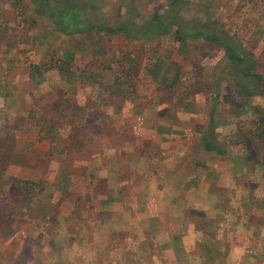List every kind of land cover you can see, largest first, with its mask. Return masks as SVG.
I'll return each instance as SVG.
<instances>
[{"label": "rangeland", "instance_id": "rangeland-1", "mask_svg": "<svg viewBox=\"0 0 264 264\" xmlns=\"http://www.w3.org/2000/svg\"><path fill=\"white\" fill-rule=\"evenodd\" d=\"M168 2L98 0V18L117 24L131 11L143 21ZM178 9L183 20L200 26L219 22L254 55L264 74V0H184ZM230 79L220 47L203 38L179 41L176 27L152 41L101 32L66 35L36 13L32 0H0V83L6 88L0 107V264H60L65 258L52 247L37 246L21 208L48 204L50 193L60 210L62 173L67 167L85 169V158L95 151L86 146L97 148L98 137L124 155L195 158L198 171L213 176L217 192L225 194L212 225L221 223L222 209L230 210L231 233L240 222L264 228V129L258 126L264 96L241 106ZM37 141L50 146L37 150ZM206 141L226 153L206 150ZM49 158L56 166L53 181L16 177L19 166L34 160L46 173ZM233 182L239 191L226 192ZM208 201L202 198L197 205ZM37 226L33 233L42 230ZM226 230L210 234L222 238ZM210 244L207 260L218 254ZM254 246L262 248L256 264H264V243Z\"/></svg>", "mask_w": 264, "mask_h": 264}, {"label": "crops", "instance_id": "crops-1", "mask_svg": "<svg viewBox=\"0 0 264 264\" xmlns=\"http://www.w3.org/2000/svg\"><path fill=\"white\" fill-rule=\"evenodd\" d=\"M4 88L0 83V107L5 103ZM97 139V148L86 147L100 154L96 156L94 151V157L85 158L86 164L85 160L81 163L85 169L67 167L62 173L65 188L56 195L62 201L60 210L50 193H46L48 204L21 208L27 215V233L39 240L40 249L52 247L61 252L65 258L59 260L60 264H256L262 248L254 245L264 243L263 226L240 222L231 233L230 210L222 209L221 223L212 225L214 212H219L216 204L225 194L217 192L218 181L213 176L198 171L201 166L195 158L185 162L180 156L160 160L142 152L140 156L133 151L124 155L111 141ZM41 143L37 141V150L44 144L50 146L46 141ZM176 147L173 153L180 146ZM48 162L46 173L34 160L29 166H19L16 177L53 181L55 161L49 158ZM188 163L193 167H187ZM235 189L238 192L240 185L233 182L227 184L226 192ZM202 198L211 201L199 207ZM37 224L42 230L33 233L31 229ZM219 229H227L225 237L210 234ZM207 242L218 250L212 260H207Z\"/></svg>", "mask_w": 264, "mask_h": 264}, {"label": "trees", "instance_id": "trees-1", "mask_svg": "<svg viewBox=\"0 0 264 264\" xmlns=\"http://www.w3.org/2000/svg\"><path fill=\"white\" fill-rule=\"evenodd\" d=\"M183 1L169 0L164 11L143 21L138 20L139 13L135 15L130 11L116 24L110 17L98 18L101 8L98 0H32L36 13L45 17L56 31L66 35L101 32L123 35L130 41H152L170 35L176 27L179 41L203 38L223 50L239 105H247L254 96H264V74L257 70L254 55L219 22H214L212 28L210 24L200 26L196 21L183 20L177 15ZM258 114V126L264 129V113ZM205 149L219 150L211 141L205 142ZM219 153L226 151L219 150Z\"/></svg>", "mask_w": 264, "mask_h": 264}]
</instances>
